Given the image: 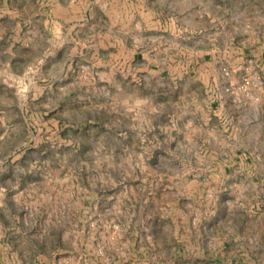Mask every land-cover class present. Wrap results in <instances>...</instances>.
Wrapping results in <instances>:
<instances>
[{
  "label": "rangeland",
  "instance_id": "374dc122",
  "mask_svg": "<svg viewBox=\"0 0 264 264\" xmlns=\"http://www.w3.org/2000/svg\"><path fill=\"white\" fill-rule=\"evenodd\" d=\"M192 4L0 0V264H264V37Z\"/></svg>",
  "mask_w": 264,
  "mask_h": 264
},
{
  "label": "crops",
  "instance_id": "0c3cea01",
  "mask_svg": "<svg viewBox=\"0 0 264 264\" xmlns=\"http://www.w3.org/2000/svg\"><path fill=\"white\" fill-rule=\"evenodd\" d=\"M180 1L182 2V0ZM191 1L193 8H199L196 12L194 11L195 14L191 19H182L184 24L180 27L183 30L190 29L197 32L193 37L198 40V43L205 42L208 47L215 44L216 38L264 37V0H223L225 8H223L221 16L216 14L215 0ZM174 15L176 22L179 23L178 12ZM219 22H222V26L218 29L216 23ZM216 31L220 32L216 33ZM203 47L196 45L194 48H199V52L205 53ZM244 49L246 46L240 50Z\"/></svg>",
  "mask_w": 264,
  "mask_h": 264
}]
</instances>
